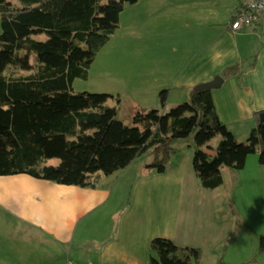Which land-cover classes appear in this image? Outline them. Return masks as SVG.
I'll return each instance as SVG.
<instances>
[{
	"label": "crops",
	"instance_id": "0c3cea01",
	"mask_svg": "<svg viewBox=\"0 0 264 264\" xmlns=\"http://www.w3.org/2000/svg\"><path fill=\"white\" fill-rule=\"evenodd\" d=\"M199 2L204 6L198 7ZM239 4L240 0H179L175 3L179 11L171 6L158 9L161 3L152 7L138 35L143 41H135L133 47H144L142 66L161 72L162 77L137 81L143 93L139 99L150 97L146 104L150 107L154 96L167 87V109L176 103L174 95L189 100V90L197 83L241 61V71L224 77L220 86L212 88V96L227 127L240 140L246 137L254 111L264 108V16L233 29L230 21ZM154 85L157 88H150ZM189 136L174 140L177 150L164 170L144 168L134 179L130 170L122 177L125 168L91 178L86 185L25 172L0 175V241L14 242L12 249L7 246L10 255L0 264H66L68 260L74 264H151L149 243L154 236L200 247L199 264L229 263L228 246L234 237L239 241L238 263L264 254L260 250L264 232L255 233L249 252L245 235L236 229L246 208L261 206L233 202L236 210L230 213L231 203L217 200L218 188L223 192L221 184L203 187L193 166L196 145ZM219 140L215 135L204 148L214 152ZM225 170L230 169L222 167L224 179ZM226 240L229 243L223 247Z\"/></svg>",
	"mask_w": 264,
	"mask_h": 264
},
{
	"label": "trees",
	"instance_id": "16d2710c",
	"mask_svg": "<svg viewBox=\"0 0 264 264\" xmlns=\"http://www.w3.org/2000/svg\"><path fill=\"white\" fill-rule=\"evenodd\" d=\"M135 1L0 0V175L25 172L86 185L148 150L145 168L162 171L177 150L174 140L192 133L203 187L221 184L222 167H243L253 151L264 164V108L254 111L249 136L239 140L219 117L212 89L192 87L189 100L164 109L170 89L162 88L160 106L137 108L129 123L119 114V92L73 89L115 32L125 4ZM241 64L220 74L239 73ZM217 134L216 150L208 152L204 145ZM53 157L58 162H49ZM149 250L151 264H199L202 256L200 247L166 236L152 237Z\"/></svg>",
	"mask_w": 264,
	"mask_h": 264
},
{
	"label": "rangeland",
	"instance_id": "374dc122",
	"mask_svg": "<svg viewBox=\"0 0 264 264\" xmlns=\"http://www.w3.org/2000/svg\"><path fill=\"white\" fill-rule=\"evenodd\" d=\"M178 1L179 0H137L135 2H127L120 12V23L118 27L115 32L112 33L109 40L102 46L94 61L91 63L88 76L84 78L75 77L72 84L73 89L108 91L113 93L119 92L121 98V109L119 114L126 123L130 122L131 114L137 108H149L146 104L151 102V98L147 97L148 99L146 98L142 101L139 99L143 97V93L142 85L137 81L142 79V77H162V74L161 72L149 71L144 68L142 66V57L145 56L146 53H143L144 47L133 46L135 41H143V37H138V35L140 34L141 28L146 25L147 18L151 17V15H148L152 11L151 8L158 4L160 6L161 3L162 6L158 9L171 6L172 8H176V11H179L180 9H177L178 6L175 5ZM202 6H204V4L199 2L198 7ZM169 12L173 15L172 10ZM254 23H256V21L252 24ZM144 41L148 42L145 38ZM164 41L167 42V40ZM144 85L145 87L148 86L146 82ZM150 88L157 87L154 85ZM133 94L136 97H133ZM174 96L177 99H175L176 103L172 105H178L184 102L183 98H179L178 95ZM153 101L154 105L152 106H160L158 95L157 98L154 96ZM242 124L243 123H241V125ZM253 124H255V121ZM236 128L242 130L239 127ZM247 130L249 131V129ZM232 132L234 135H237V132L236 134L234 131ZM249 134L247 136H249ZM217 136L221 138V134H217ZM247 136L242 138V140H246ZM191 137L194 138L193 133ZM183 139H186V137ZM209 147L212 146L210 145ZM258 156L259 150H256L247 155L245 162L246 166L244 165L241 168L228 166L230 170L229 172L225 170L224 173L227 174V176L221 183L223 192H220L221 188H218L219 192H216L217 200H219L220 203L224 200L225 202L229 201L231 203L228 208L230 213H232V209L236 210L233 202H246V204H252L253 206H261L258 208H246L244 215L239 218V225L236 227L238 230L237 232L245 235L243 240H247L249 244V249L247 248V251L249 252H252V249L250 250L251 240L253 239L254 241L257 237V235L254 236L255 233L258 234L260 231L264 232V214L262 213L264 212V164L259 162ZM58 160L57 157H53L49 162L56 163ZM149 160H151L150 151H146L140 156L135 157L131 163L125 167L127 171L122 170V177L130 170V175L132 176L134 174V179L135 174L142 172L146 167L145 163ZM123 189L125 190V188ZM222 194L225 197L222 196ZM229 194L230 198L233 197V201L227 198ZM7 218H9V216ZM234 227L235 223H233V228ZM227 243H229L228 240L223 243V247H225ZM242 243L245 244V242ZM13 244L14 242L12 240L0 241V260L10 255L6 252L7 246L12 249ZM14 247L18 249L22 248L18 244L14 245ZM228 250H230L231 260L227 264H262L264 261V254L258 253L251 261L238 263L240 258L239 241H237L235 237L232 243L229 244ZM227 253L228 252L224 253L223 260L226 259Z\"/></svg>",
	"mask_w": 264,
	"mask_h": 264
},
{
	"label": "built area",
	"instance_id": "2783aa9c",
	"mask_svg": "<svg viewBox=\"0 0 264 264\" xmlns=\"http://www.w3.org/2000/svg\"><path fill=\"white\" fill-rule=\"evenodd\" d=\"M264 15V0H243V7L233 10L230 25L233 29H238L244 25L252 24ZM66 264H74L68 260Z\"/></svg>",
	"mask_w": 264,
	"mask_h": 264
},
{
	"label": "water",
	"instance_id": "95a60500",
	"mask_svg": "<svg viewBox=\"0 0 264 264\" xmlns=\"http://www.w3.org/2000/svg\"><path fill=\"white\" fill-rule=\"evenodd\" d=\"M224 77L218 73L215 74L212 78L205 80V81H201L199 83H197L194 88L195 89H212V88H216L218 86L221 85L222 81H223Z\"/></svg>",
	"mask_w": 264,
	"mask_h": 264
}]
</instances>
